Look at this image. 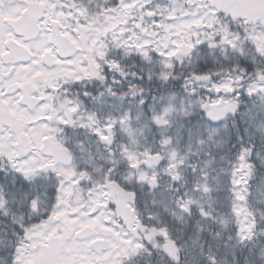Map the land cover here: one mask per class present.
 Wrapping results in <instances>:
<instances>
[{
  "label": "snow or ice",
  "instance_id": "1",
  "mask_svg": "<svg viewBox=\"0 0 264 264\" xmlns=\"http://www.w3.org/2000/svg\"><path fill=\"white\" fill-rule=\"evenodd\" d=\"M0 264H264V0H0Z\"/></svg>",
  "mask_w": 264,
  "mask_h": 264
}]
</instances>
